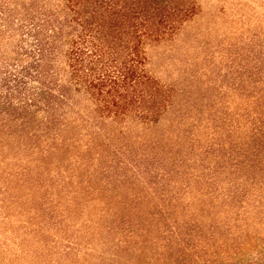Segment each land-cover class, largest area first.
<instances>
[{"label": "trees", "instance_id": "trees-1", "mask_svg": "<svg viewBox=\"0 0 264 264\" xmlns=\"http://www.w3.org/2000/svg\"><path fill=\"white\" fill-rule=\"evenodd\" d=\"M0 1L1 192L30 232L86 211L108 264H264V43L237 116L205 118L148 69L198 0Z\"/></svg>", "mask_w": 264, "mask_h": 264}, {"label": "rangeland", "instance_id": "rangeland-1", "mask_svg": "<svg viewBox=\"0 0 264 264\" xmlns=\"http://www.w3.org/2000/svg\"><path fill=\"white\" fill-rule=\"evenodd\" d=\"M198 4V13L173 38L149 46L148 69L154 77L173 86L177 100L183 94L197 97V106L201 104L197 112L202 117L237 116L246 94L243 54L249 44L264 43V0H198ZM5 19V14L0 13V30H7ZM4 57L0 48V70ZM168 123L164 119L156 127L161 130ZM6 138L0 135V170L15 162L6 153ZM2 179L0 264H44L45 259L50 264H71L74 259L77 264L109 263L107 254L99 256L103 249L99 243L96 245V226H89L86 211L72 220L64 216L60 224L53 222L50 226L54 229H48L43 241L39 234L30 232L27 217L17 203L24 201L26 189L16 186L15 192H1ZM90 214L96 217L93 210ZM42 241L49 247L46 257L40 256ZM77 247L79 250H75ZM67 249L69 253L63 257Z\"/></svg>", "mask_w": 264, "mask_h": 264}]
</instances>
